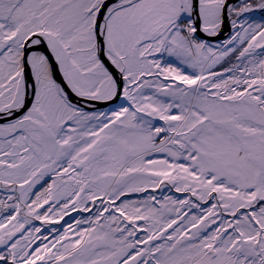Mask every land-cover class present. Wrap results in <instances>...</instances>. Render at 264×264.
Wrapping results in <instances>:
<instances>
[{
    "label": "snow or ice",
    "instance_id": "snow-or-ice-1",
    "mask_svg": "<svg viewBox=\"0 0 264 264\" xmlns=\"http://www.w3.org/2000/svg\"><path fill=\"white\" fill-rule=\"evenodd\" d=\"M0 264H264V0H0Z\"/></svg>",
    "mask_w": 264,
    "mask_h": 264
},
{
    "label": "rangeland",
    "instance_id": "rangeland-1",
    "mask_svg": "<svg viewBox=\"0 0 264 264\" xmlns=\"http://www.w3.org/2000/svg\"><path fill=\"white\" fill-rule=\"evenodd\" d=\"M73 215H79V214H77V213H74ZM66 219H70V218H66ZM56 227H59V226L57 225Z\"/></svg>",
    "mask_w": 264,
    "mask_h": 264
}]
</instances>
